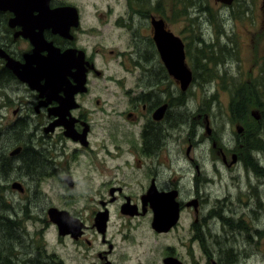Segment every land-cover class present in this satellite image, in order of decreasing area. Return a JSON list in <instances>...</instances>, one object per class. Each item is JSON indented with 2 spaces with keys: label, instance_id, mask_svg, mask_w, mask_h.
<instances>
[{
  "label": "flooded vegetation",
  "instance_id": "1",
  "mask_svg": "<svg viewBox=\"0 0 264 264\" xmlns=\"http://www.w3.org/2000/svg\"><path fill=\"white\" fill-rule=\"evenodd\" d=\"M137 1L141 3L138 7H143L144 0ZM213 1L228 11L235 6V2L226 7ZM122 7L123 9L121 6L119 9L115 7L111 9L106 5L104 9H81L79 0H0V52L5 55V57L0 55V88L2 87L5 93L6 89L10 88L30 94L28 100L30 116L27 124L30 133L26 153L32 156L31 162L34 164L35 173L42 174L41 177L31 179V182L37 183L46 175L50 176V179L56 178L54 182L56 186L67 193L62 194L63 208L57 209L67 212L81 222L82 211L70 208L69 212L65 205L75 198L73 193L78 189V184L80 186V180H77L79 176L76 178L74 175L77 170L73 169L77 167L76 160L85 157V161L82 162L89 168L88 180L92 183L89 189L93 191L96 188L97 193L94 195L99 198L96 203L94 201L92 203L90 224L84 223L85 219L82 220L84 228L80 236H62L55 225L48 224L49 227H53L54 246L63 247L56 259H53L54 264L129 262L131 256H127L124 250V253L117 252V242L114 236H109L107 228L101 232L94 226L96 219L100 218V213H106L109 221L108 206L113 203L118 205V211L125 218H146L150 222L151 232L154 233L152 235L170 234L174 229L166 233H157L151 228L153 200L158 203L159 199L165 198V194L175 192V201L179 204L181 214L193 200L197 202V206H201L200 201L209 197V193L201 191V187L219 184L225 172L227 182H224L223 186L226 193L214 198L215 206L208 209L205 217L208 216L214 229L218 227L222 237L223 232H227L225 236L231 241L246 233L248 223L242 222L238 225L239 219H235L234 216L237 213L239 216L257 213L256 204L261 202V181L256 176L260 165L255 164L253 169H246L245 162L255 160L253 155L246 156L248 151L246 143L256 132L254 124L259 120L264 121V82L260 80V85L258 82L257 85L252 82L257 74L261 75V71L264 72L260 66L264 56L252 54V67L255 71L249 72L244 69L243 72H238L243 75L241 87L236 86L231 92L228 75L225 78L227 70L223 65L220 69V63L214 67L215 69L213 63H210L207 67L202 65L201 68L198 64L194 65L193 71L191 70L195 102L205 100L211 103L206 113L209 116L210 130L208 124L203 125L204 130H209L211 135L204 137L200 144L209 145L208 149L215 157V163L209 166L205 174L201 173L197 165L193 167L192 195L188 201L182 203L179 201L181 192L177 186L178 180L163 178L166 166L161 153L166 149L169 132L179 125L177 119L170 118V113L174 116L178 114L175 109L183 106V98H187L192 83L188 90L182 92L179 83L168 74L157 50V44L153 40L155 31L152 21L163 22L165 30L182 41L183 39L168 27L165 16L157 13L159 9H129V6L124 4ZM197 9H201V12L197 11L195 17L200 19L202 10L207 14L209 8L202 6ZM259 9L264 16V0H259ZM258 19L261 22L262 17L259 16ZM207 20L210 22L209 18ZM201 54L208 58L207 52L202 51ZM51 57L62 59V67L65 66L60 72L62 84L47 88L43 86L45 84L43 78L39 82L42 85L39 91L31 90L6 67L8 58L18 63L21 69L28 60L32 63L31 68L37 69L39 68L37 62L46 61ZM240 65L242 66L241 63ZM157 67L160 68L162 76L156 72ZM210 70L216 71L214 82L211 81ZM39 72L40 69L29 70L31 76ZM165 77L170 86H173L169 95L166 94L163 85ZM130 79L133 80V85L127 86ZM198 86L202 87L200 97L195 88ZM217 95L220 96L218 102L221 105L226 104L234 123L221 124L219 121L216 111ZM5 96L4 102H7L10 99L9 94ZM223 97L226 98V102H222ZM252 100L255 102L251 103ZM248 103H251V109L244 111V106ZM22 106L24 104H20L13 111V115L17 116L16 121L23 117ZM162 106L165 107L162 117L155 116ZM220 110L222 111V107ZM254 112H258V119L252 118ZM192 114L187 123L191 121L193 125L194 117L200 116L198 107ZM201 134L202 130H199L195 147ZM240 146L242 147L239 149ZM16 148H21V151L18 155L11 156L10 153ZM217 151L222 157L216 153ZM22 153L24 154L22 146H15L8 154L10 158H15L16 164H19L14 167L17 171L21 168L19 162ZM245 171L246 180L242 182L241 176ZM230 173L231 175H228ZM122 178H127L134 184L137 189L135 194L124 193V185L117 186V182ZM242 183L245 190L241 188ZM202 184L198 191L196 188ZM234 195L237 199L241 195L244 196L246 211L216 207L218 204L222 205L224 201L232 203ZM125 204L130 207H125ZM122 206L126 210L134 211L135 215L123 214ZM156 206L154 204L153 208ZM50 209L52 208L43 211L46 217L44 222L48 221ZM188 209L193 211V206ZM197 211L194 209V213ZM190 231L192 232L190 240L193 241V223L190 225ZM252 231L256 233L257 229L253 228ZM87 233L90 235L87 236ZM118 234L124 245L140 246L137 236L131 235L129 231L121 230ZM209 234L216 236L210 231ZM26 236L29 238L28 244L31 243L36 250L35 241L41 239L43 248L40 255L47 256L46 250L49 249L43 233L36 237ZM97 241L101 248L99 251ZM130 251L129 248L128 253ZM167 251L168 254H172L171 248ZM168 257L169 255L162 259V264ZM26 261L30 264H40L39 255L31 250ZM225 264L230 262L225 261Z\"/></svg>",
  "mask_w": 264,
  "mask_h": 264
},
{
  "label": "rangeland",
  "instance_id": "2",
  "mask_svg": "<svg viewBox=\"0 0 264 264\" xmlns=\"http://www.w3.org/2000/svg\"><path fill=\"white\" fill-rule=\"evenodd\" d=\"M79 1L81 9H104L106 5H109L111 9L113 7L119 9V6L123 9V4L124 6H129V9H159L157 13L165 16L168 27L175 34L182 36L183 42L186 45L185 63L189 69L193 71L194 65L198 64L201 68L202 65L207 67L210 63H213V69H215L214 67L220 63V69H222L223 65L227 70L225 78L228 75L230 79V92L236 86L241 87L243 75L242 73L240 75L238 72H243L244 69L249 72L250 70L255 71L252 67V54L264 56V16L259 9V0H237L235 6L229 11L222 9L213 0H144L143 7H138L141 3L137 0ZM202 6L206 9L209 8L207 9L208 13L206 14L202 10V13L199 15L200 19H197L195 17L198 13L197 11L201 12V9L197 8ZM259 16L262 17L261 22H259ZM208 18L210 22H208ZM202 51L207 52L208 58L201 54ZM240 63L242 66H239ZM260 66L261 70H264V61L261 62ZM159 71L160 68L157 67L156 72L162 76ZM210 71H212L210 73L211 81L214 82L216 81V71ZM261 72V75L257 74L252 79V82L256 83V85L257 82L260 85V80L264 82V72ZM131 85H133L132 79L127 83V86ZM163 85L166 94L169 95V92H172L171 89H173V86H170L167 77L164 78ZM195 88L200 97L202 87L198 86ZM262 90L263 87L261 88ZM258 91H260L259 88ZM6 94H9L10 99L4 102ZM193 95L192 83L187 98H183V106L181 108L178 107V109L176 107V109L174 108L177 111L176 113H178L175 114L176 117L170 113V118L177 119L179 125L176 129L169 132V138L166 140V149L162 150L161 153L166 166L163 178L167 180L170 177L178 180L177 186L181 192L179 201L182 203L188 201V198L192 195L193 183L191 180L193 179V167L197 165L201 173L205 174L209 166L215 163V157L211 155L208 149L209 145L205 144L202 146L200 144L202 139L204 140V137L211 135V132H209V116L206 115L211 103L209 104L205 100L197 103ZM29 98L30 94L27 92L7 88L5 93V90L2 87L0 88V167H2L3 171H8L19 165L14 162L15 158H10L8 154L15 146H22L20 133L21 126L23 125L26 127L24 136H26V140L28 139L27 144L29 146L30 132L27 129L30 116L28 107ZM219 98L220 96L217 95L216 111L219 121H221V124L224 122L234 123V119L229 116L226 104L221 105L218 102ZM223 101L226 102L225 97L222 98ZM253 102L255 100H252L251 103ZM251 103L244 106V111L251 109ZM20 104H24L22 106L21 116L26 119L24 120L22 117L16 121L17 116L13 115V111ZM197 107L200 116L194 117L193 125L191 121L187 123V120H190L193 116L192 113ZM220 107H222V111ZM258 115V112H254L252 118L258 119ZM259 122L260 120L254 124L256 126V132L253 138L246 143V148H248L246 156L253 155L255 160L245 162V167L246 169H253L255 164L260 165L256 171V176L261 181V202L260 204H256L257 213L243 214L241 216L237 213L234 216L235 219H239L238 225L242 222H248L246 233H242L237 238L228 241L225 236L227 232H223L224 236L222 237L218 227L214 229L211 220H209L208 216L205 217L208 209L215 206L214 198L221 197V195L226 193L223 183L227 182V173L224 172V178L219 184H214L206 188L201 187L203 186L202 184L196 188L199 191L201 187V191L208 192L209 197L200 201L201 206H197L195 200L190 203V206H197V213H194V210L189 211L188 208H184L185 210H182L177 226L170 234L160 236L152 235L154 233L151 232L150 222L146 218L128 219L120 214L116 203L108 206L110 210L107 224L109 236H114L117 242V252L124 253V250L127 256H131L129 262L125 261L124 264H162V259L168 255L169 258L170 256L177 258L182 264H225V261H229L230 264H264V121ZM204 123L208 124V131L204 130ZM199 130H202V134L199 136L197 147H195ZM135 131H137V127ZM187 149H189L188 153H186ZM216 153L222 157L219 151ZM25 158L31 160L32 156L26 155ZM84 159L85 157L81 159L77 158L76 160L78 161L76 162L77 167L73 169L77 170L74 172V175L76 178L79 176L77 180H80V186L78 184V189L73 193L75 198L71 203H67L65 207L69 212L70 208L82 211L83 219H81L83 221L85 219L84 223L90 224V211L93 210L92 203L93 201L96 203L99 198L94 195L97 193L96 188L93 191L89 189L92 183L88 180L89 168L83 164L85 163L82 162L85 161ZM20 172V170L18 173L10 172L5 180L0 178V186L5 187L4 195L7 200L6 202L13 210L14 214L12 217L16 220V225L13 230L7 231L4 229L3 233L0 231V257H2V262L11 259V264H30L26 261V258L31 250L39 255L40 264H54L55 261L53 259H56L57 254L63 247L54 246L53 227L48 226V224H51L49 219H47V222L43 221L46 219L43 211H46L49 207L52 208L51 211H59L58 209L63 208L64 199L62 194H67L65 193L66 190L56 186V183H54L57 180L56 178L50 179V176L46 175L35 183L31 182V178L34 179L37 173H32V177L28 178ZM246 172H243L241 176L242 182L246 180ZM228 175H231V173ZM13 183H17L19 186L21 184L24 191L20 192L13 187L11 188ZM242 184L241 188L245 190V185L244 183ZM122 185L125 186L123 188L124 193L135 194L137 192L134 184L127 178H122L117 182V186L121 187ZM232 200V203L224 201L222 205L218 204L216 207H225L240 212L246 211L244 207V196L241 195L237 199V196L234 195ZM74 201L75 203H73ZM55 207L56 209H53ZM59 212L60 214H66L64 211ZM131 212L134 213L132 210ZM192 223L193 241L190 240L192 237L190 225ZM203 228H206L205 231L202 230ZM253 228L257 229L256 233L252 231ZM121 230L123 232L129 231L131 235L137 236V241H139L140 246L134 247L133 244L124 245L120 241L121 239L118 234V231ZM209 231L210 233L216 234V236L214 237L209 234ZM5 232L6 234H4ZM40 233L44 234L45 243L49 249L46 250L47 256L45 257L40 255V251L43 248L41 239L38 242L35 241L37 250L31 243L28 244L27 242L29 238L26 235L30 237L34 235L36 237ZM89 235L90 233H87V236ZM129 248L131 251L128 253ZM169 248L172 249V254H168L167 250ZM97 249L98 251L101 249L98 241ZM91 252L93 253L94 250Z\"/></svg>",
  "mask_w": 264,
  "mask_h": 264
},
{
  "label": "water",
  "instance_id": "3",
  "mask_svg": "<svg viewBox=\"0 0 264 264\" xmlns=\"http://www.w3.org/2000/svg\"><path fill=\"white\" fill-rule=\"evenodd\" d=\"M216 1L221 3V4H223V5L230 6L234 0H216ZM152 22H155L157 27H158L156 29L157 33L155 34V32H154V36L156 35V38L159 41L170 42L171 48L173 47L174 54H173V58H171V59L175 61L174 63L176 65L178 64L177 67H178V71L179 72H177V73H179V74H177L176 72L172 71V69H170L164 63L163 59L162 58L161 59H162L164 65L166 67V70H167L168 74L175 81H177L179 83L181 91H185L188 88V86L190 85L191 81H192V74H191V71L188 69V67L186 66V64L184 62V60H185L184 46H183L181 40L178 37H175L173 34L168 32L167 30H165V26H164L163 22L154 21V20ZM154 36H153V40H154V42L156 44V40H155ZM156 47H157V45H156ZM164 48L165 49H163V50H167L168 46L167 47L165 46ZM157 50H158V48H157ZM158 52H159V50H158ZM67 54H69V53H67ZM159 54H160V52H159ZM0 55L5 57V55L2 52H0ZM60 55H63V54H60ZM174 56L176 57V60H175ZM61 60L62 59L58 60V59H55V58L51 57L50 59L48 58L46 61L37 62L38 66L40 68V72L38 74H36L35 76H31V74H29V72H28L29 70H32V69L33 70L34 69L37 70L36 68H31V64L32 63L29 60L25 62V65H22L24 68L21 69V66H19L18 63L14 62V61H11V60H9L7 58L6 67L11 72H13V74L18 78V80H20L21 82L27 84L31 90L34 89V90L39 91L40 90V86H42V85H40L39 82L43 78L45 80V84L43 86L47 87V88H48V86L52 87V86H56V84H58V85L62 84L61 81H60L61 78H62V75L60 74V72H61V70L63 71L65 66L62 67V63H61L62 61ZM57 82H59L60 84L57 83ZM44 93H46V92H44ZM164 110H165V107L162 106L160 109L157 110L155 116L159 115V117H162ZM20 151H21V148H16L10 153V155L11 156H16V155H18V153ZM69 179H67L68 182H69ZM12 187L17 189L20 192L23 191L21 185L19 186V184H17V183H13L11 185V188ZM70 187H71V184H70ZM165 195H167V197H168L167 198V202L168 203H164L165 204L164 205L162 203L155 202L156 200L155 201L153 200V205L154 204L157 205L155 210L153 208V205H151V209H152V212H153L151 228L157 233H166V232H168L170 229H172L177 224L178 219H179L180 208H179V204L175 201L176 193L173 192V193H168V194H165ZM167 205H169V207L170 206L171 207L170 208L169 207L166 208ZM126 206H128V204H125V207ZM187 206H190V203L187 204ZM193 207H196V206L193 205ZM128 211H129V209L126 210L122 206L121 212L123 214L130 215V216H134L135 215V213H132L131 211H129L130 214H128ZM49 212H52V213L56 214V215H53L55 217V221L50 219ZM156 213H160V214L162 213V215L158 216V215H156ZM66 214H60L59 211H51V209L48 210L49 220H50V222H52L53 224L56 225L60 235L64 236V235H68L69 234L72 237L80 236L81 232H82V229H83L82 224L81 223L78 224L79 221L77 219L68 216V214L66 216ZM99 215H100V218H98V219L100 220V222H99L98 227H99L101 232H104L105 231V227H106V222H107V215H106V213H100ZM64 216H66L68 218H71L72 220L75 221V223H76L75 236H73L70 232L66 231L67 229H65V227L67 228V224H65V222L63 224V221L67 220V219L64 218ZM57 223H61V225H59ZM77 232H78V234H77ZM166 261H167V263H170V264H181L177 259L171 258V257L170 258L168 257V258L164 259L163 264H165Z\"/></svg>",
  "mask_w": 264,
  "mask_h": 264
},
{
  "label": "trees",
  "instance_id": "4",
  "mask_svg": "<svg viewBox=\"0 0 264 264\" xmlns=\"http://www.w3.org/2000/svg\"><path fill=\"white\" fill-rule=\"evenodd\" d=\"M26 127L23 125L21 126V133H20V141L22 143V148H23V152L20 155L21 161L19 162L21 164V168L19 169L24 175H26V177L31 178L32 177V173H35V169L33 168L34 164H32V159L29 160V158H25L26 155H28L26 152V150L28 149V139L26 140V136H24L25 134V129ZM22 138V139H21ZM26 162V164H24ZM12 169V168H11ZM11 169H9L8 171H3L2 167H0V178L2 180L7 179V177L9 176V173L11 172ZM13 172L18 173L19 171H17L15 168L13 170ZM41 177L42 174L41 173H37L35 174V177ZM32 179V178H31ZM0 184H1V180H0ZM4 191H5V187L4 186H0V231L6 229L7 231H11L15 228L16 225V220L12 217L14 212L11 209L10 205L6 202V198L4 195ZM6 227V228H5ZM6 234V232L4 233ZM8 235H10L9 233H7ZM12 261L11 259H8L6 262H2V257H0V264H11Z\"/></svg>",
  "mask_w": 264,
  "mask_h": 264
},
{
  "label": "bare ground",
  "instance_id": "5",
  "mask_svg": "<svg viewBox=\"0 0 264 264\" xmlns=\"http://www.w3.org/2000/svg\"><path fill=\"white\" fill-rule=\"evenodd\" d=\"M153 26H154V30H155V34L157 33V25H156V23L154 22L153 23ZM154 38H155V40H156V44H157V48H158V50H159V52H160V55H161V58L163 59V61H164V63L170 68V69H172V71H174V72H179L178 71V67H177V65L174 63L175 61L174 60H172L171 58H173V54H174V50H173V47L171 48V44H170V42H162V41H159L157 38H156V35L154 36ZM167 47L168 46V49L167 50H163V49H165L164 47ZM173 46V45H172ZM169 51V52H168ZM175 57V56H174ZM175 60H176V57H175ZM23 69V68H22ZM40 68H37V70H39ZM29 72V71H28ZM177 74H179V73H177ZM167 195L165 196V198H161V199H159L158 200V203H162V204H164V203H168L167 202ZM170 203V202H169ZM160 205V204H159ZM165 205V204H164ZM157 207V206H156ZM162 207V206H161ZM167 207H169V205H167L166 206V208ZM171 207V206H170ZM169 207V208H170ZM164 208V207H163ZM165 208V209H166ZM154 209H156V208H154ZM158 210V209H157ZM156 210V211H157ZM53 215H56L55 213H52V212H49V216H50V219H52L53 221H55V217L53 216ZM156 215H158V216H160V215H162V213L160 214V213H156ZM64 218H66L67 220H62L63 221V224H64V222H65V224H67V228L65 227V229H67L66 231L67 232H70L73 236H75V230H76V223H75V221L74 220H72V219H70V218H68V217H66V216H64ZM99 222H100V220H98V219H96V221H95V226H96V228H97V230H99L100 231V229H99V227H98V225H99ZM57 224H59V225H61V223H57ZM77 234H78V232H77ZM165 264H170V263H167V261H166V263Z\"/></svg>",
  "mask_w": 264,
  "mask_h": 264
}]
</instances>
